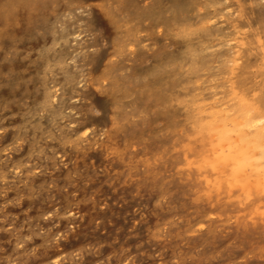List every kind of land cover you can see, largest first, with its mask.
<instances>
[{
	"label": "rangeland",
	"instance_id": "rangeland-1",
	"mask_svg": "<svg viewBox=\"0 0 264 264\" xmlns=\"http://www.w3.org/2000/svg\"><path fill=\"white\" fill-rule=\"evenodd\" d=\"M88 1L81 0L71 14L60 13V8L51 7L47 0L34 4L20 0L18 4L30 18L40 10L47 12L39 28L40 36L46 35L44 39L49 35V20L58 19L56 28H62L74 19L72 32L76 36L68 37L67 44L53 46L58 51L68 50L60 66L78 70L79 76L66 101H62V85L50 80L48 86L54 97L47 107L35 110L43 130L28 135L13 113L18 107L12 105L11 98H18L20 112H24L45 93L43 85L26 77L21 62L28 55L29 45L41 38H20L14 52L20 61L0 59V84L8 89L6 98L0 92V264H262L264 238L258 227L250 218L248 223L239 221L241 211L224 210L225 204L218 197L226 189L212 185L203 170L192 165L195 156L187 157L181 151L178 160L170 163L165 160L168 150L158 154L149 151L147 137L151 135L163 147L174 141L185 144V140L177 130L175 138L162 133V120L155 119L160 106L148 96L138 106L121 107L113 126H102L96 120L84 129L93 108L83 95L92 79L90 64L83 55L94 51L92 35L84 27L90 10ZM30 18L21 20L30 23L37 33L38 23ZM212 21L216 27L225 26L224 17ZM143 27L146 30L137 33L142 45L151 23ZM211 40L201 56L214 65L202 66L197 74V92L202 97L217 91L214 84L221 76L216 58L219 39ZM156 52L155 45H150L141 58L137 57L136 45H127L108 63L126 75L130 89L135 80L129 78V66L135 67L141 60L150 64ZM116 83L112 82L114 89ZM107 84L101 79L96 85ZM145 86L142 81L140 88ZM126 95H121L124 103L136 104L138 98ZM53 107L61 110L55 120L49 116ZM94 152L98 158H106L105 166L94 161ZM113 157L115 165L110 163ZM125 157L131 160L128 168L118 163ZM198 161L205 164L207 160ZM149 166H157L152 176ZM135 177V186L126 192ZM144 180L155 191L152 206L146 196L138 195ZM208 202L212 204L208 206ZM195 217L199 222H193ZM152 224L154 227H150Z\"/></svg>",
	"mask_w": 264,
	"mask_h": 264
},
{
	"label": "bare ground",
	"instance_id": "bare-ground-1",
	"mask_svg": "<svg viewBox=\"0 0 264 264\" xmlns=\"http://www.w3.org/2000/svg\"><path fill=\"white\" fill-rule=\"evenodd\" d=\"M43 1L30 0L33 4ZM59 1L47 0L48 5L57 6L60 13L67 14L73 13L81 2ZM19 2L0 0L3 6L0 11V59L20 61L14 53L20 38H41L29 45L28 55L22 57L21 62L26 77L43 85L45 93L24 112H20L18 98H11L12 105L18 107L13 113L19 118V125L27 128L28 135L40 134L43 122L35 117V110L47 107L54 97L48 86L50 80L55 79L62 85L65 89L62 101H66L79 76L78 70L60 66L68 50L58 51L53 46L67 44L68 37L76 36L72 32L74 19L65 22L62 28H56L58 19L49 20L46 26L49 35L44 39L46 35L40 36L39 28L47 12L40 10L30 18L21 12ZM87 5L90 10L84 27L92 35L90 42L94 51L83 55L90 64L92 77L83 95L93 108L86 116L84 129L96 120H100L102 126H113L121 107L138 106L141 99L148 96L160 106V115L155 119L162 120V133L175 138L177 130L185 140V144L174 141L163 147L151 135L147 137L149 151L158 154L160 150L161 153L168 150L165 160L170 163L178 160L181 151L187 157L195 156L192 165L203 170L212 185L226 189L218 194L219 197L217 195L225 204L224 210L241 211L243 215L239 221L248 223L247 218H250L264 238V0H89ZM23 9L28 10L24 6ZM16 15L19 20L15 19ZM219 16L225 19L223 28L216 27L212 21ZM29 18L38 23L37 33L30 23L21 20ZM148 22L151 29L142 45L137 33ZM212 37L219 39L216 58L221 76L214 84L217 91L202 97L197 92V74L202 66L214 65L201 56ZM127 45H136L140 53L137 57L141 58L150 45L157 48V55L150 64L141 60L137 66L127 68L131 72L130 80H135L130 89L126 75L108 63ZM101 79L108 81L107 86L96 85ZM113 81H117L115 89ZM142 81L146 85L144 89L140 88ZM0 92L7 97L8 89L2 84ZM123 92H127L126 97L138 98L136 104L124 103ZM60 113L59 108L53 107L49 116L55 120ZM103 154H107L106 151ZM98 156L94 152V161L105 166L106 158ZM198 158L207 161L204 164ZM115 159L111 158L112 165ZM118 163L128 168L131 160L125 157ZM156 171L157 166H149L150 176ZM136 178L125 188L126 192L135 186ZM138 191V195L146 196L148 205L152 206L156 196L152 184L144 180ZM164 191L168 192L166 185ZM198 217L194 218V223L199 222ZM260 262L264 264L263 251Z\"/></svg>",
	"mask_w": 264,
	"mask_h": 264
},
{
	"label": "snow or ice",
	"instance_id": "snow-or-ice-1",
	"mask_svg": "<svg viewBox=\"0 0 264 264\" xmlns=\"http://www.w3.org/2000/svg\"><path fill=\"white\" fill-rule=\"evenodd\" d=\"M82 11H83V9H82ZM96 107L99 110L100 106L98 104L96 105ZM85 127H87V125ZM85 135H87V132H85Z\"/></svg>",
	"mask_w": 264,
	"mask_h": 264
}]
</instances>
